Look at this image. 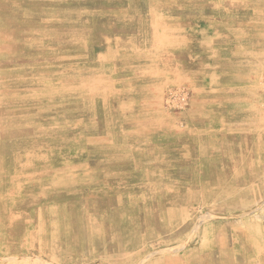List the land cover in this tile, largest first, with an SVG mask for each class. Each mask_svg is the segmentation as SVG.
<instances>
[{
	"label": "rangeland",
	"instance_id": "rangeland-1",
	"mask_svg": "<svg viewBox=\"0 0 264 264\" xmlns=\"http://www.w3.org/2000/svg\"><path fill=\"white\" fill-rule=\"evenodd\" d=\"M0 34V264H264V0H0Z\"/></svg>",
	"mask_w": 264,
	"mask_h": 264
},
{
	"label": "bare ground",
	"instance_id": "bare-ground-1",
	"mask_svg": "<svg viewBox=\"0 0 264 264\" xmlns=\"http://www.w3.org/2000/svg\"><path fill=\"white\" fill-rule=\"evenodd\" d=\"M88 13H89V11H88ZM16 20V19H15ZM11 21H13V20H11ZM61 21V20H60ZM48 26V25H47ZM9 29V28H8ZM13 30V29H12ZM10 31H11V29H10ZM2 33V32H1ZM28 33V32H27ZM38 33V32H37ZM23 34H25V33H23ZM34 34V33H33ZM1 35V34H0ZM3 35V34H2ZM1 35V36H2ZM11 35V34H10ZM7 38V37H6ZM22 41V40H21ZM12 43V42H11ZM1 44V43H0ZM12 48V47H11ZM5 50V49H4ZM8 49H6V51H7ZM22 50V49H21ZM12 51H14V50H12ZM11 52V51H10ZM9 53V52H8ZM23 54V53H22ZM12 55V54H11ZM16 76H18V75H16ZM62 85V84H61ZM57 90V89H56ZM5 96V95H4ZM10 97V96H9ZM59 105V104H58ZM54 112V111H53ZM57 117V116H56ZM59 117V116H58ZM16 119V118H15ZM14 119V120H15ZM25 119V118H24ZM46 119V118H45ZM50 119V118H49ZM9 120V119H8ZM44 120V119H43ZM53 120V119H52ZM65 121H66V119H64ZM10 122V121H9ZM29 122V121H28ZM31 122V121H30ZM50 122V121H49ZM26 123V122H25ZM12 124V123H11ZM49 125H51V124H49ZM7 129V128H6ZM6 136V135H5ZM8 136V135H7ZM9 137V136H8ZM12 176V175H11ZM28 176V175H27ZM67 176V175H66ZM14 177V176H13Z\"/></svg>",
	"mask_w": 264,
	"mask_h": 264
}]
</instances>
